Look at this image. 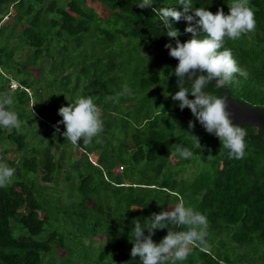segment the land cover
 Instances as JSON below:
<instances>
[{"label":"trees","instance_id":"trees-1","mask_svg":"<svg viewBox=\"0 0 264 264\" xmlns=\"http://www.w3.org/2000/svg\"><path fill=\"white\" fill-rule=\"evenodd\" d=\"M142 2L0 0V93L12 94L11 110L21 121L19 128L0 127V142H6L0 162L16 170L0 187V264H141L130 255L133 220L146 224L181 199L206 215L208 247H194L177 264H264V141L255 127L242 125L245 156L229 159V150L190 109L180 110L171 98L181 86L174 75L178 60L164 47L175 40L158 27L152 8L183 7L178 0H153L141 9ZM231 3L192 0L193 9L213 14L220 8L228 14ZM250 5L255 30L225 37L223 45L248 75L235 74L225 87L242 103L264 106V0ZM170 22L181 43L192 38L185 19ZM124 84L132 94L109 99ZM214 85L205 91L226 95L225 87ZM182 86L191 92L188 78ZM67 90L72 96L60 101ZM80 96L94 97L104 128L90 144L74 146L62 135L58 110ZM175 145L193 156L181 158ZM73 149L79 156L71 157ZM9 151L14 158L6 157ZM188 167L193 170L185 176ZM63 170L65 191L55 185ZM166 234L167 228L156 230L152 238L159 243Z\"/></svg>","mask_w":264,"mask_h":264},{"label":"clouds","instance_id":"clouds-1","mask_svg":"<svg viewBox=\"0 0 264 264\" xmlns=\"http://www.w3.org/2000/svg\"><path fill=\"white\" fill-rule=\"evenodd\" d=\"M152 4L153 0H143L137 7L151 8ZM178 4L183 7V12L171 7L152 8L160 22L158 27L166 30L170 41L175 40V46L171 42L164 45L169 56L178 60L174 75L177 77V85L181 86L171 98L179 101L180 110L190 109L195 120L220 140L222 147L229 150V159H243L247 146L246 129L233 123L227 96H217L205 89L212 81H215V88H224L234 82L237 73L247 77V72L238 66L232 51L223 48V45L225 37L236 40L255 30L254 9L250 0H232L228 14H225L223 8L215 14L203 7L193 9L192 0H178ZM189 12L193 14L189 15ZM170 18L177 22L185 19L189 25L185 32L191 33L192 38L181 43L178 39L181 33L173 28ZM201 32L204 34L202 38ZM185 78L191 81L190 93L182 86ZM122 89L109 99L118 100L121 96L132 94L127 84ZM189 95L194 99H189ZM12 104V94L0 93V127L9 130L21 126L17 113L11 110ZM58 115L63 118L58 124L66 128L62 135L74 146L81 140L85 145L90 144L94 137L103 132L101 110L94 103L93 96H80L74 103L61 106ZM188 126L192 129L195 124L189 121ZM56 130L59 131V128ZM196 138V146L201 148L199 138ZM175 151L183 159L193 156L192 151L180 145H175ZM207 158L214 157L209 154ZM15 171L0 162V187H6L12 182ZM145 221L147 223L142 224L138 218L133 220L134 240L130 241L133 244L130 255L133 259L139 257L141 264H166L168 261L177 264L178 261L186 260L194 247H208L209 221L206 215L192 206H186L183 199L172 208L152 213ZM165 228L167 234L156 243L152 238L155 231Z\"/></svg>","mask_w":264,"mask_h":264},{"label":"water","instance_id":"water-1","mask_svg":"<svg viewBox=\"0 0 264 264\" xmlns=\"http://www.w3.org/2000/svg\"><path fill=\"white\" fill-rule=\"evenodd\" d=\"M225 96L228 97V110L232 113L233 123L241 126L252 125L257 129L258 137L264 141V106L242 103L231 97L227 89Z\"/></svg>","mask_w":264,"mask_h":264},{"label":"rangeland","instance_id":"rangeland-1","mask_svg":"<svg viewBox=\"0 0 264 264\" xmlns=\"http://www.w3.org/2000/svg\"><path fill=\"white\" fill-rule=\"evenodd\" d=\"M89 4H90V3H89ZM90 5H91V4H90ZM10 11H11V13H13V9H12V8H10ZM0 13H2L1 10H0ZM10 16H11V14L8 15V16H4V17H3V22H2V23L9 22L10 19H11ZM19 52H20V50H17V51L14 53V57H17V55L19 54ZM33 71H34V73L39 74V69H33ZM14 85H15V84L12 83V86H14ZM71 96H72V95H71V93H70V90H67V93H63V95H62V98H63V99H61L60 101H65V99L68 101V98L70 99ZM30 103H31L30 107H33V106H34V105H33V102H30ZM61 104H62V102H61ZM61 104H60V106H63V105H64V106H67V105H68V104H62V105H61ZM42 121H43L44 125H48V122H46L45 120H42ZM40 134H41V133H40ZM27 140H28V142H31V141H32L30 137H27ZM9 144H10V143H9ZM5 145H6V142H0V152H1L2 149L5 147ZM79 154H80V150H79V149H73L72 152H71V157L73 158V157L79 156ZM15 155H16L15 152H13V151H9V152L7 153V155H6V157L9 158V159H12V158L15 157ZM173 161H174V159H173ZM63 168L68 169V165H67V164H64ZM196 169H198V168H196ZM192 170H193V168L188 167V168L186 169V171L184 172V175H185V176H189V175H191ZM114 171H115L116 173H119V171H120V170H119V167L114 168ZM194 171H195V170H194ZM57 174H58V173H57ZM193 175H194V174H193ZM191 178H193V177H191ZM191 178H190V179H191ZM56 179H57V184H55V185H56L57 189L65 191V188L67 187L68 182L65 180L64 170L61 171L60 174H58V176H57ZM40 182H41L42 184H45V185H46V182H42V181H40ZM59 190H58V191H59ZM46 193H50L49 189L46 190ZM64 194H65V192H61V198H63V199H64ZM99 241H100V237H96V239H95V241L93 242V244H94V245H97Z\"/></svg>","mask_w":264,"mask_h":264},{"label":"built area","instance_id":"built-area-1","mask_svg":"<svg viewBox=\"0 0 264 264\" xmlns=\"http://www.w3.org/2000/svg\"><path fill=\"white\" fill-rule=\"evenodd\" d=\"M15 86V85H14ZM14 86H12V87H14Z\"/></svg>","mask_w":264,"mask_h":264}]
</instances>
